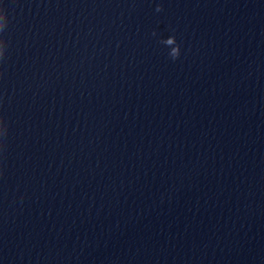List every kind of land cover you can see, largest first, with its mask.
Listing matches in <instances>:
<instances>
[{"label": "clouds", "instance_id": "1", "mask_svg": "<svg viewBox=\"0 0 264 264\" xmlns=\"http://www.w3.org/2000/svg\"><path fill=\"white\" fill-rule=\"evenodd\" d=\"M156 11L157 12L161 11V8L158 6ZM162 43L166 44V45L175 44V46L171 48V51L169 52V55L174 60L179 57V55H180V46H179V44H177L175 36H169L168 38L162 40Z\"/></svg>", "mask_w": 264, "mask_h": 264}]
</instances>
